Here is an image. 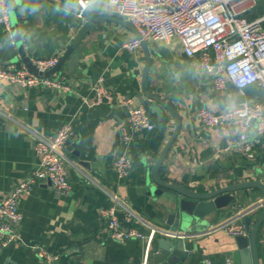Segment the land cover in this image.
I'll return each instance as SVG.
<instances>
[{"label": "crops", "instance_id": "obj_1", "mask_svg": "<svg viewBox=\"0 0 264 264\" xmlns=\"http://www.w3.org/2000/svg\"><path fill=\"white\" fill-rule=\"evenodd\" d=\"M59 1L64 5L53 0L17 1L25 6L18 17L30 57L63 55L85 21L77 11L85 0H73L75 4ZM242 8L248 17L256 18L264 14V0L256 4L245 0ZM86 12L95 17L122 18L109 9L107 0H90ZM6 32L0 24V61L24 64L19 53L11 57ZM136 34L133 26L111 18L93 28L76 48L74 62L69 56L59 71L71 85L68 91L23 88L0 81V199L38 166L33 139L36 134H53L67 121L77 132V138L69 140L63 149L72 188L60 192L43 181L23 196L21 237L5 245L0 234V264H47L37 257L32 244L60 253L53 264H141L147 240L121 241L111 236L107 218L100 213L114 203L107 192L134 213L127 220L126 210L118 208L123 226L137 227L143 233L157 229L151 254L157 249L159 237L175 234L167 222V197L148 189L155 183L153 166L179 123L171 110L147 98L143 87L147 67V91L174 106L181 117L179 133L160 166L159 177L171 185L200 191L253 179L264 184V136L253 127L249 129L254 151L248 156L235 142L242 126L240 118L230 121V134L226 135L218 127L205 125L196 115L202 106L214 112L230 110L244 96H260V89L250 86L244 94L232 84L217 89L212 74L200 67L199 57L188 55L176 37L170 41L145 40L137 52L131 53L124 43ZM102 73L115 99L93 104L92 86ZM129 96L147 108L155 128L139 133L132 150L134 166L123 178L113 162L121 148L120 127L127 116L123 101ZM142 98L148 99L145 104ZM234 195L228 206L210 217L207 228L183 236L189 254L175 264H204L206 258L224 264L228 256L233 257L234 264H242L235 236L221 224L228 220L244 222L250 215L253 226L264 211V194L261 187L251 186L236 190ZM256 243L260 264H264V221Z\"/></svg>", "mask_w": 264, "mask_h": 264}, {"label": "built area", "instance_id": "obj_2", "mask_svg": "<svg viewBox=\"0 0 264 264\" xmlns=\"http://www.w3.org/2000/svg\"><path fill=\"white\" fill-rule=\"evenodd\" d=\"M245 0H107L109 9L128 20L137 34L124 43L126 49L135 53L145 40L170 41L177 38L183 50L192 56L199 57L200 67L212 74L215 87L223 89L229 84L237 87L243 94L245 89L256 86L261 95L255 98H244L240 103L225 112H214L207 107H199L196 115L205 125L218 127L230 134V121L240 118L242 126L235 142L243 152L252 156L253 142L249 129L253 127L264 136V14L250 18L244 13L242 5ZM255 4L257 0H252ZM90 0H85L78 13L82 16L88 10ZM8 0H0V24L11 34L12 22ZM62 53L50 57L31 56L30 61L42 72L55 67ZM105 73H102L92 86L94 92L90 102L99 104L112 103L115 99L113 90L105 84ZM27 87H50L63 91L71 89L66 77L59 71L50 76H39L30 71L27 64L0 61V81ZM127 110L125 122L120 127L121 148L113 162V168L120 177H127L133 165L132 150L139 133L155 128L147 108L138 103L135 97L129 96L123 101ZM77 138L76 129L71 121L64 123L50 135L36 134L34 147L39 154V164L11 190L0 199V234L3 243L9 244L19 240V228L22 220L20 202L24 195L32 192L34 187L43 181L50 182L60 192L72 188L67 158L63 149L67 142ZM85 177L92 180L88 175ZM114 202L100 210L107 218V225L114 239L125 241L132 238H146L141 264L151 262V244L156 237L157 229L152 228L143 233L137 227L123 226L118 216V208L127 212V220L134 213L116 195L107 192ZM231 235H248L244 222L228 220L221 224ZM37 257L53 264L60 259V253L52 252L40 245H30ZM233 257H226L224 264H234ZM204 264H214L206 258Z\"/></svg>", "mask_w": 264, "mask_h": 264}, {"label": "water", "instance_id": "obj_3", "mask_svg": "<svg viewBox=\"0 0 264 264\" xmlns=\"http://www.w3.org/2000/svg\"><path fill=\"white\" fill-rule=\"evenodd\" d=\"M18 0H8L10 8V16L12 22V32L11 34L6 32V43L9 48V52L12 58H16L18 53L25 64H27L30 71L39 76H50L64 66L68 57H71V63L76 59V48L80 47V43L85 38V36L95 28L99 23H102L108 19H114L120 21L126 25L133 26L128 20L118 17H105L99 16L95 17L87 12H83L82 16L85 17V21L79 27L76 35L73 37L67 49L60 57L58 64L52 69L46 71L45 73L39 70L31 61L30 56L26 53L25 45L23 41V35L21 32V26L19 23L18 12L25 11V6L20 5ZM60 4L63 2L59 0H53ZM72 4L76 2L71 0ZM64 5V4H63ZM71 8L70 5H66ZM73 8V7H72ZM77 10L76 8H73ZM79 11V10H77ZM134 27V26H133ZM135 28V27H134ZM136 30V29H135ZM137 33V31H136ZM144 42V41H143ZM142 42V43H143ZM16 62L15 60H13ZM148 67L145 73L143 87L144 92L149 100L161 103L164 107L171 110V112L178 119L179 126L176 131H173L171 138L165 145L161 155L156 160L152 174L155 183L148 189V192L154 195H164L167 197L168 203V218L167 222L171 228L175 231L172 236L159 237L156 240L157 249L151 254L152 264H175L179 260H183L187 254L185 246V239L183 236H188L191 233L207 228L210 225V217L215 215L220 209L228 206L234 199V192L236 190L258 186L261 187L264 194V184L259 180H247L236 184L226 185L224 187L215 188L212 190L200 191L187 187H182L174 184L167 183L163 181L159 175L158 171L160 166H162L163 161L168 155L173 143L179 133L181 126V117L177 109L168 103L166 100L158 95L150 93L147 91L146 78H147ZM147 99V100H148ZM145 99H141V102L145 104L147 102ZM76 154H80V151L76 150ZM79 162V157H75ZM167 190V191H166ZM264 201V200H263ZM264 221V211L262 212L259 219L252 226V216L247 215L244 218V223L246 229L250 231L249 235H236L235 241L240 248L242 256V264H260V259L257 252L256 238L258 230L262 222ZM188 234V235H187ZM155 240V239H154ZM153 240V241H154ZM154 246V245H152ZM153 248V247H152Z\"/></svg>", "mask_w": 264, "mask_h": 264}]
</instances>
